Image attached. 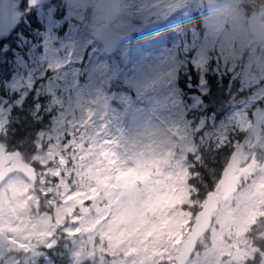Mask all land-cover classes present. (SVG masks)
Here are the masks:
<instances>
[{
  "label": "rangeland",
  "instance_id": "1",
  "mask_svg": "<svg viewBox=\"0 0 264 264\" xmlns=\"http://www.w3.org/2000/svg\"><path fill=\"white\" fill-rule=\"evenodd\" d=\"M74 8L18 0L16 28L0 42V136L21 104L40 126L26 151L10 146L37 180L0 184V264H174L181 229L239 143L237 192L218 196L186 264H264V69L223 46L209 52L184 0H127L130 18L151 23L108 57ZM211 84L213 105L202 99Z\"/></svg>",
  "mask_w": 264,
  "mask_h": 264
},
{
  "label": "clouds",
  "instance_id": "2",
  "mask_svg": "<svg viewBox=\"0 0 264 264\" xmlns=\"http://www.w3.org/2000/svg\"><path fill=\"white\" fill-rule=\"evenodd\" d=\"M75 5L72 19L89 25L104 46L130 43L136 29L149 27V17L130 18L127 0H68ZM185 6L208 42V51L224 50L249 65L253 72L264 69V0H184Z\"/></svg>",
  "mask_w": 264,
  "mask_h": 264
},
{
  "label": "water",
  "instance_id": "3",
  "mask_svg": "<svg viewBox=\"0 0 264 264\" xmlns=\"http://www.w3.org/2000/svg\"><path fill=\"white\" fill-rule=\"evenodd\" d=\"M16 2L17 0H0V40L3 39L14 26L16 16L13 14V12L16 7ZM129 16L131 17L130 13ZM91 34L93 40L99 43L92 28ZM116 47L117 45L114 42H110L105 44L104 46H101V50L105 56H110L115 52ZM105 108L106 104L103 103L101 109ZM251 119V126L248 131H250L254 137H257L260 133L261 123L259 111L252 112ZM241 148L242 143H239L231 151L228 157V161L225 167L222 169L225 179L221 180L219 178L212 192L205 195L202 207L195 214L194 222L190 226L189 232L185 236L184 243L180 245L175 264H185L193 253V250L199 238L207 232L210 224L202 223V220L207 215L212 216V214L217 210L216 208L214 211H210V206L214 207L217 205L216 191L218 190L219 194H221L223 201L227 200L231 195L235 194L237 187L236 184L233 183V181L237 178L235 174L241 159ZM13 173H19L30 183H34L36 181V174L34 169L21 161L20 154L17 151L6 153L5 149L0 146V181ZM5 243L6 240L0 238V246L4 245ZM188 244H191V248L187 256L182 257L180 249L185 248ZM233 258L235 261L240 260L237 253L233 255Z\"/></svg>",
  "mask_w": 264,
  "mask_h": 264
},
{
  "label": "trees",
  "instance_id": "4",
  "mask_svg": "<svg viewBox=\"0 0 264 264\" xmlns=\"http://www.w3.org/2000/svg\"><path fill=\"white\" fill-rule=\"evenodd\" d=\"M166 37V46H170V41H169V32H167L165 34ZM1 80H7V76H0ZM213 84L210 85V89L208 91V95L206 98H202L205 102H210V105H213L212 101L215 99H220L221 95L218 94L217 90H215V88H213ZM26 105L25 104H21L18 107H13V109H11L10 113L8 114V120H7V132L8 134H12L13 138H14V144H16V148L19 149L20 151H26L27 147L29 146V144H31V141L33 140V135L35 132H37L38 129H40V126H35L34 128L31 127V123L28 122L29 118V113H26L25 110ZM213 107V106H212ZM211 107V108H212ZM26 125L27 127L25 128L24 132L20 133V130L22 129V127ZM30 129H33L31 131H28ZM29 137V138H28ZM204 178L200 179V182L203 180ZM191 183V182H189ZM194 189H196L197 191L200 192V194L204 193V190L202 188H200L199 185H194L193 186ZM201 189V191H200ZM192 212V210H191ZM194 212V210H193Z\"/></svg>",
  "mask_w": 264,
  "mask_h": 264
},
{
  "label": "snow or ice",
  "instance_id": "5",
  "mask_svg": "<svg viewBox=\"0 0 264 264\" xmlns=\"http://www.w3.org/2000/svg\"><path fill=\"white\" fill-rule=\"evenodd\" d=\"M57 15H63V11H59V12L57 13ZM177 15H179V13H177ZM173 18H175V17H173ZM248 174H249V173H248V170L246 169L245 172H244V177H246ZM133 178H134V173H131V172L128 173L127 176L122 177V179H123L125 182H127V183H130V182L132 181ZM242 178H243V177H239V176H238V177L233 181V183L236 184V185H238V184L240 183V180H241ZM220 179H221V180L225 179V176H224V173H223V172H221ZM261 183H264V181H261ZM257 195H258V193H257ZM218 207H219L218 205H216V206H214V207H213V206H210V211H214V210H215L216 208H218ZM212 218H213V217H212L211 215H207V216H205V217L203 218L202 223L210 224ZM225 222H227V218H226ZM192 223H193L192 220L189 219V220L184 224L183 228L181 229V233L188 231V230H189V226H190ZM183 243H184V241L181 240V244H183ZM190 248H191V244H188L185 248L180 249L181 254H182V257L187 256V254H188Z\"/></svg>",
  "mask_w": 264,
  "mask_h": 264
},
{
  "label": "flooded vegetation",
  "instance_id": "6",
  "mask_svg": "<svg viewBox=\"0 0 264 264\" xmlns=\"http://www.w3.org/2000/svg\"><path fill=\"white\" fill-rule=\"evenodd\" d=\"M13 143H14V138H13V135L10 133V134H8V132H7V129L5 128V129H3V133H2V136H0V145L2 146V147H4V149H5V152L6 153H10V152H12L11 150H10V146L12 145L13 146ZM14 151V150H13ZM8 166V165H7ZM6 166V167H7ZM9 177H7V179H8ZM7 179H5V180H7ZM4 180V181H5ZM3 181V182H4ZM2 182V183H3ZM1 184V183H0ZM239 258H240V260H242V261H244V255L242 254V257L241 256H239Z\"/></svg>",
  "mask_w": 264,
  "mask_h": 264
}]
</instances>
